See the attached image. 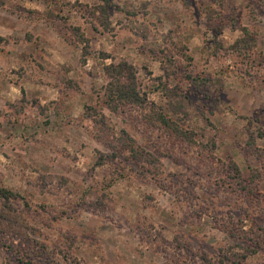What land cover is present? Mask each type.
Segmentation results:
<instances>
[{
	"label": "rangeland",
	"instance_id": "374dc122",
	"mask_svg": "<svg viewBox=\"0 0 264 264\" xmlns=\"http://www.w3.org/2000/svg\"><path fill=\"white\" fill-rule=\"evenodd\" d=\"M1 189L0 264H264V0H0Z\"/></svg>",
	"mask_w": 264,
	"mask_h": 264
},
{
	"label": "trees",
	"instance_id": "16d2710c",
	"mask_svg": "<svg viewBox=\"0 0 264 264\" xmlns=\"http://www.w3.org/2000/svg\"><path fill=\"white\" fill-rule=\"evenodd\" d=\"M245 34L248 35V33ZM249 41H251L250 37L249 40H247L246 38L240 39L237 42V46H239L241 50H246L245 47L249 49L251 48V46L244 45L249 44ZM109 68L113 70L114 75L116 76V81L113 87L110 89L108 96L114 108H117V106L120 104L125 106L137 105L140 107L146 104V99L137 86V75L135 73V70H133L131 66H128L126 63H121L118 66H111ZM160 121L163 122L161 116ZM10 197L14 198L15 196H13L12 193L8 190H0V198L9 200Z\"/></svg>",
	"mask_w": 264,
	"mask_h": 264
}]
</instances>
